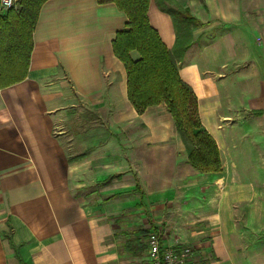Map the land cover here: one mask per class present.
Returning <instances> with one entry per match:
<instances>
[{
	"label": "crops",
	"instance_id": "crops-1",
	"mask_svg": "<svg viewBox=\"0 0 264 264\" xmlns=\"http://www.w3.org/2000/svg\"><path fill=\"white\" fill-rule=\"evenodd\" d=\"M184 10L195 23L177 26ZM147 15L171 52L190 39L178 73L221 170L187 162L164 103L129 102L113 2L47 0L27 76L0 89V264H142L137 209L164 244H192L195 264H264V0H149Z\"/></svg>",
	"mask_w": 264,
	"mask_h": 264
},
{
	"label": "trees",
	"instance_id": "trees-1",
	"mask_svg": "<svg viewBox=\"0 0 264 264\" xmlns=\"http://www.w3.org/2000/svg\"><path fill=\"white\" fill-rule=\"evenodd\" d=\"M45 1L19 0L18 9L13 7L0 12V89L27 76L33 31ZM97 1L113 2L127 17L124 27L116 32L112 40V50L126 70L129 102L139 113L149 106L164 103L177 133L186 145L187 162L201 172H219L221 160L218 147L199 120L193 90L178 73L177 59L190 43L187 33H177L176 44L181 51L175 54L149 23V0ZM175 19L177 26L195 23L188 10L176 12ZM132 51L138 53L137 59L131 57ZM143 248L138 238L125 242V250L132 256L139 255Z\"/></svg>",
	"mask_w": 264,
	"mask_h": 264
},
{
	"label": "built area",
	"instance_id": "built-area-1",
	"mask_svg": "<svg viewBox=\"0 0 264 264\" xmlns=\"http://www.w3.org/2000/svg\"><path fill=\"white\" fill-rule=\"evenodd\" d=\"M17 0H0V12L15 7ZM142 264H195V251L189 245H163L160 235L150 231L146 235Z\"/></svg>",
	"mask_w": 264,
	"mask_h": 264
},
{
	"label": "rangeland",
	"instance_id": "rangeland-1",
	"mask_svg": "<svg viewBox=\"0 0 264 264\" xmlns=\"http://www.w3.org/2000/svg\"><path fill=\"white\" fill-rule=\"evenodd\" d=\"M18 2H19V0L16 1L15 7H14L15 9H18V8H19V4H18ZM230 92H232V93H234V94H235V93L237 94V93L239 92V90H237V89H233V88H232V89L230 90ZM165 110H166V108H165ZM142 126H143V125H139V127L136 129L137 132H139V131L141 130ZM173 131H174V135H175V136H174V139H175L176 141H178L180 144H182V145L184 146L185 150H186V145H185V143L182 141L180 135L177 133L174 124H173ZM110 133H112V132H110ZM127 133H128L127 130H125V131H124V130H119V131H117V133H116L117 141L120 142V143L123 144V145H128V142H127ZM147 205H148V207H149L150 214H151L152 218H153L154 220H158L159 216H161L160 211H159L158 209L153 208L155 205H152V204L149 203V202H148ZM128 212H131V211L126 210L125 214H127ZM123 213H124V211L122 212L121 215H124ZM135 215H136V218L134 219V220H135L134 224H130L131 227H135V229H131L129 232H133V230H135V232H136V231H139V233L141 234V236H142L143 238H145V240H146V234H148L150 231H149V228L144 229V228H142V226H141V225H142L141 223H142L143 220H144V217H143V210H141V209H137ZM119 219H121V221H122V216H120ZM158 223H159V221H158ZM158 223H157L158 226H156V229H158L160 232H158V231H156V230H152V231H155V232H157V233L160 235L161 242H162V239H164V237H163V230L160 229V225H161V224H158ZM171 229H172V228H171ZM160 233H161V234H160ZM125 236H127V235H125ZM125 236H124V237H125ZM124 237H122V238L120 237V238H121V239H124ZM162 244H163V245H166V244H164L163 242H162ZM175 245H189V246L192 247V244H190V243H183V244L177 243V244H175ZM169 246H171V245H169ZM145 247H146V246H145ZM122 259L124 260V258H122Z\"/></svg>",
	"mask_w": 264,
	"mask_h": 264
}]
</instances>
